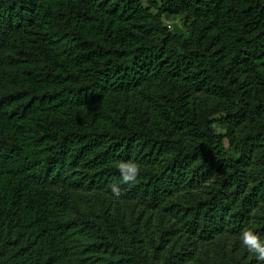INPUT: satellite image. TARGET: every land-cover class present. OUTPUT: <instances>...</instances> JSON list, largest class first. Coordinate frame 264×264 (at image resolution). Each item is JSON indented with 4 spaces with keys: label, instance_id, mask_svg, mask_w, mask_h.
I'll return each instance as SVG.
<instances>
[{
    "label": "trees",
    "instance_id": "1",
    "mask_svg": "<svg viewBox=\"0 0 264 264\" xmlns=\"http://www.w3.org/2000/svg\"><path fill=\"white\" fill-rule=\"evenodd\" d=\"M246 230L264 0H0V264H264Z\"/></svg>",
    "mask_w": 264,
    "mask_h": 264
},
{
    "label": "clouds",
    "instance_id": "2",
    "mask_svg": "<svg viewBox=\"0 0 264 264\" xmlns=\"http://www.w3.org/2000/svg\"><path fill=\"white\" fill-rule=\"evenodd\" d=\"M117 167L120 172V183L122 184H134L141 171L140 165L133 161L120 162ZM110 189L114 196L119 197L122 195L119 185L112 184L110 185ZM240 239L249 252L256 255L258 261H264V242L260 240L257 234L251 230H246L242 232Z\"/></svg>",
    "mask_w": 264,
    "mask_h": 264
},
{
    "label": "rangeland",
    "instance_id": "3",
    "mask_svg": "<svg viewBox=\"0 0 264 264\" xmlns=\"http://www.w3.org/2000/svg\"><path fill=\"white\" fill-rule=\"evenodd\" d=\"M165 24L168 25V27L171 29V30H174V29H179L180 31H182V26H181V23H180V17H174L172 19H165Z\"/></svg>",
    "mask_w": 264,
    "mask_h": 264
}]
</instances>
